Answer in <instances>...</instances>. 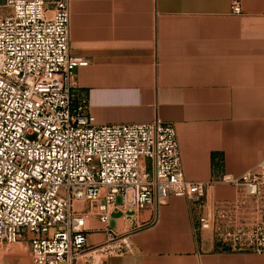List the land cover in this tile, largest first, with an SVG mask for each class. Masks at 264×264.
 Returning a JSON list of instances; mask_svg holds the SVG:
<instances>
[{
	"label": "crops",
	"instance_id": "crops-1",
	"mask_svg": "<svg viewBox=\"0 0 264 264\" xmlns=\"http://www.w3.org/2000/svg\"><path fill=\"white\" fill-rule=\"evenodd\" d=\"M68 12L69 55L88 61L74 70V103L97 125H173L185 178L211 183L209 204L230 200L218 179L253 172L264 156V0H69ZM197 213L169 197L114 214L110 227L133 252L78 264H264V254L221 250ZM104 228L90 217L87 244L103 243ZM17 244L4 264H28Z\"/></svg>",
	"mask_w": 264,
	"mask_h": 264
},
{
	"label": "built area",
	"instance_id": "built-area-1",
	"mask_svg": "<svg viewBox=\"0 0 264 264\" xmlns=\"http://www.w3.org/2000/svg\"><path fill=\"white\" fill-rule=\"evenodd\" d=\"M0 2V252L25 242L28 264L131 254L112 216L176 197L196 205L221 250L264 254V156L255 171L218 179L230 200L207 203L211 183L185 178L173 125H97L74 103V70L88 61L68 52L69 0ZM92 216L105 227L98 245L87 244Z\"/></svg>",
	"mask_w": 264,
	"mask_h": 264
},
{
	"label": "rangeland",
	"instance_id": "rangeland-1",
	"mask_svg": "<svg viewBox=\"0 0 264 264\" xmlns=\"http://www.w3.org/2000/svg\"><path fill=\"white\" fill-rule=\"evenodd\" d=\"M0 4H1V2H0ZM6 13V10L5 9H3V8H0V14H5ZM19 247L20 245L19 244H13V245H11L9 248H7V249H3L1 252H0V264H4V255L8 252V251H10V250H12V249H14V251H15V247Z\"/></svg>",
	"mask_w": 264,
	"mask_h": 264
}]
</instances>
